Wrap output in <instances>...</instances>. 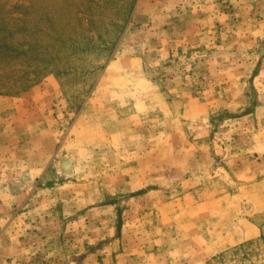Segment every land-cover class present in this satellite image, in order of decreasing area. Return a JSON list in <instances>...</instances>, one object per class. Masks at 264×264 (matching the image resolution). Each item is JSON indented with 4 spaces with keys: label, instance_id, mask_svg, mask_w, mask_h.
Returning a JSON list of instances; mask_svg holds the SVG:
<instances>
[{
    "label": "rangeland",
    "instance_id": "obj_1",
    "mask_svg": "<svg viewBox=\"0 0 264 264\" xmlns=\"http://www.w3.org/2000/svg\"><path fill=\"white\" fill-rule=\"evenodd\" d=\"M0 264H264V0H0Z\"/></svg>",
    "mask_w": 264,
    "mask_h": 264
},
{
    "label": "water",
    "instance_id": "obj_2",
    "mask_svg": "<svg viewBox=\"0 0 264 264\" xmlns=\"http://www.w3.org/2000/svg\"><path fill=\"white\" fill-rule=\"evenodd\" d=\"M71 166H72L71 162L69 160H66L64 156H61L60 169L64 172L70 173Z\"/></svg>",
    "mask_w": 264,
    "mask_h": 264
}]
</instances>
